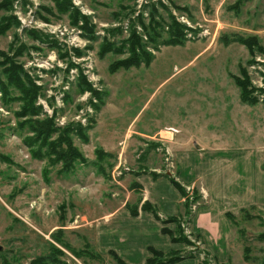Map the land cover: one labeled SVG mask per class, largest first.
I'll list each match as a JSON object with an SVG mask.
<instances>
[{"label":"rangeland","instance_id":"obj_1","mask_svg":"<svg viewBox=\"0 0 264 264\" xmlns=\"http://www.w3.org/2000/svg\"><path fill=\"white\" fill-rule=\"evenodd\" d=\"M0 1V264H30L49 253L48 242L66 264H118L92 243L94 224L125 197L129 173L156 166L179 182L176 155L196 153L194 142L264 149V0ZM248 38L252 49L239 41ZM236 78L257 103L241 99ZM31 85L27 115L21 90ZM37 121L48 123L45 148L31 130ZM56 141L88 161L66 172L58 152L67 146ZM97 147L113 156L99 161ZM38 148L42 157L32 155ZM185 188L189 217L172 221V231L189 240L178 242L180 254L202 258L190 221L207 195ZM253 213L238 234L252 257L242 264H264V222L247 221Z\"/></svg>","mask_w":264,"mask_h":264},{"label":"crops","instance_id":"obj_2","mask_svg":"<svg viewBox=\"0 0 264 264\" xmlns=\"http://www.w3.org/2000/svg\"><path fill=\"white\" fill-rule=\"evenodd\" d=\"M184 142L185 139H180L174 144L179 149L185 146ZM193 144L198 153L184 152L181 148L176 155L177 163L183 167H179V183L183 187L196 185L207 193V198L203 197L193 210L190 231L199 237L201 248L209 258L221 264H242L246 262L245 250L239 248L238 229L248 222L241 220L240 227H236L228 214L242 218L243 210L250 209L253 215L256 213L264 218V149L234 152L222 147L218 151L204 144L202 147H197L200 144L196 142ZM192 158L197 159V168H191ZM200 165L203 169L197 171ZM135 172V176L129 173L131 187L123 186L126 192L122 191L121 195L125 197L118 205L105 207L102 221L94 224L96 233L92 243L99 253L113 249L128 264H146L151 256L150 246L167 253L184 250L181 243L173 242L170 235L162 231L164 227L172 230L175 223L162 220L188 219V206L171 175L154 177V173L160 172L156 166L143 165ZM146 201L156 208L158 217L150 209L143 208ZM201 262L202 258L190 256L172 264Z\"/></svg>","mask_w":264,"mask_h":264},{"label":"trees","instance_id":"obj_3","mask_svg":"<svg viewBox=\"0 0 264 264\" xmlns=\"http://www.w3.org/2000/svg\"><path fill=\"white\" fill-rule=\"evenodd\" d=\"M5 5H6V3L0 1V9ZM3 18H5V17H3ZM239 41L244 42L250 49H252V47L257 44L256 39H253V38H250V39L248 38V39L239 40ZM151 61H152L151 58H146V59L140 60L139 62L144 63V65H149V63H151ZM129 63H130V65H135L136 61H132V60L127 61V62H125V65H128ZM119 64H124V62L123 63L118 62L115 64V66H112V68H117ZM10 66H11V70L16 73V64L13 62H10ZM236 80H237L238 84L240 83L241 99L244 102H248L250 104L257 103V98L255 96L253 97L252 91L248 87V83H247L248 81H246V79H245V80H243L244 82H240V79H237V78H236ZM0 83H2L1 80H0ZM2 87L3 86L0 85V88H2ZM30 87L33 90L34 94L28 90ZM30 87L29 88L25 87V88H23V90H21L22 94H23V98L25 100V108H24L23 113L24 114L27 113V115L35 113V108H31L30 105H31L32 101L36 98V89L32 85ZM29 92L31 94H29ZM47 125H48V123H40L37 121L35 123V125L32 126V129H31L32 132L36 133V135H37L35 140L39 141L40 148H45L47 146L46 141H49V137L46 135V127H48ZM37 126H39L41 128L43 127V129H40ZM48 130H49V128H48ZM32 141L33 140H27V143L31 144ZM51 141H54V140H51ZM56 142L58 144L67 146L65 149H62L58 152V158L63 161L64 169L66 170V172H69L68 170H70L71 167L73 168V165L75 164V162H77V161L87 162L88 161V159L82 154V152L78 148H75L71 143L63 144L64 142H62V141H56ZM46 151L55 155L56 148L54 147V145L49 144L48 149L46 148ZM95 153H96V157L99 161H102L105 157L113 156L112 153L105 151L101 147L95 148ZM32 155L35 157H42L43 153H42L41 149L38 148L36 150H33ZM153 176L158 177V176H160V174L154 173ZM166 176H168V174H166ZM170 177H171L172 181L174 182V184L179 188L181 193L183 195H186V188L183 187L174 177H172V176H170ZM185 204L189 206L190 202L188 200H186ZM143 208L144 209H147V208L150 209V211L154 212L156 214V216L158 217V213H157L156 208L154 206H152L149 202L146 201L143 204ZM249 211H250V209L243 210L242 218H237V217L231 216V214H228V216L230 217V219L232 220L233 224L236 227H240L239 221H241V220L244 221V219H245L244 215L246 213H248ZM254 217H257L261 220V222L262 221L264 222V218H262V217L260 218L259 216H252L247 221H251ZM162 221L164 223H168V222H172V221H179V219L177 217H170V218L162 220ZM162 231L164 233L169 234L173 242H180V241L189 242V240L186 236H184L183 234L177 236V235H175V232H173L172 230H170L167 227L162 228ZM238 233L240 235H241V233L242 234L244 233L241 227L238 229ZM55 236H56V239L58 240L57 237H59V236H57L56 234H55ZM260 237L264 238V232L261 233ZM48 244L50 246L49 247V253L48 254L45 253L43 255L38 256L30 264H66L65 262H62V260L60 259V254H62L61 249H59V247L52 242H48ZM149 250L151 252V256H149L147 258L146 264H172V263L178 262L184 258L193 256L191 254L184 256V255L180 254L178 251H171V252L167 253V252L159 250L153 246H150ZM244 250H245L244 258L246 261L249 262L252 258L251 253H250V247L246 246L244 248ZM78 253L79 252H77V255L80 254V253L79 254ZM109 254L112 255L117 260L118 264H128L124 259H122L119 256V254L115 250L111 249L109 251ZM96 255L98 257H101L99 255V253ZM207 263L208 262H207V257H206V258H204V260H202V262L200 264H207Z\"/></svg>","mask_w":264,"mask_h":264},{"label":"built area","instance_id":"obj_4","mask_svg":"<svg viewBox=\"0 0 264 264\" xmlns=\"http://www.w3.org/2000/svg\"><path fill=\"white\" fill-rule=\"evenodd\" d=\"M43 66V65H42ZM204 191V196H206L207 195V193H206V191L205 190H203ZM194 209V208H193ZM198 245H200L201 246V243L200 242H198ZM201 257L202 258H205V253L202 251V254H201ZM209 264H220V263H218V262H216L214 259H212V258H209Z\"/></svg>","mask_w":264,"mask_h":264},{"label":"water","instance_id":"obj_5","mask_svg":"<svg viewBox=\"0 0 264 264\" xmlns=\"http://www.w3.org/2000/svg\"><path fill=\"white\" fill-rule=\"evenodd\" d=\"M197 147H200V146H197Z\"/></svg>","mask_w":264,"mask_h":264}]
</instances>
